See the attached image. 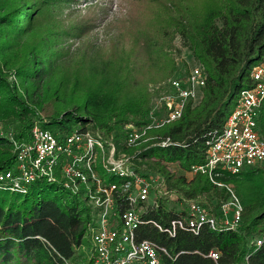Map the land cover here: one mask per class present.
<instances>
[{"label": "trees", "instance_id": "16d2710c", "mask_svg": "<svg viewBox=\"0 0 264 264\" xmlns=\"http://www.w3.org/2000/svg\"><path fill=\"white\" fill-rule=\"evenodd\" d=\"M65 1L70 0H0V172L13 167V141L29 140L35 123L58 137L72 123L90 126L112 135L119 151L134 155L138 174L163 179L169 193L140 211L146 222L137 230V240L166 248L163 264H264V242L252 244L264 237V168L221 177L243 206L235 230L204 226L197 235L178 229L172 237L155 225L166 228L183 212L177 204L185 200L199 201L220 218L226 189L207 175L189 177L187 171L205 162L206 142L220 133L240 92L255 84L252 69L264 60V0H129L127 24L121 23L129 48L100 61V69L75 75L63 70L59 62L66 61L60 55L49 53L52 46L45 38L38 44L34 40ZM172 30L191 59L204 67L203 97L189 101L177 121L151 130L149 136L156 139L127 146L126 126L144 124L149 110L116 91L133 75L159 82L174 73ZM257 124L264 139V100ZM162 139L171 144H157ZM52 187L37 182L25 195L0 191V264H63L62 257L92 263L90 226L97 213L82 196L60 186L51 193ZM172 192L177 200L169 198ZM212 250L220 254L217 261L208 256Z\"/></svg>", "mask_w": 264, "mask_h": 264}, {"label": "built area", "instance_id": "2783aa9c", "mask_svg": "<svg viewBox=\"0 0 264 264\" xmlns=\"http://www.w3.org/2000/svg\"><path fill=\"white\" fill-rule=\"evenodd\" d=\"M251 77L254 86L240 92L220 133L206 142L205 162L187 171L189 177L207 175L215 186L226 189L228 199L220 205V218L199 201H181L185 205L180 210L183 212L166 228L155 223L170 236L174 237L178 229L197 235L204 226L218 231L239 226L243 206L233 186L221 177L225 173L238 175L246 168H264V139L257 124L264 100V60L253 67ZM206 80L200 64L169 79L168 89L152 105L147 121L126 126L124 143L136 147L156 139L149 132L180 119L189 101L201 99ZM157 144L167 146L171 142L162 139ZM117 145L112 135L90 126L80 124V128L58 137L35 123L29 140L13 141L14 165L0 172V189L26 194L32 184L44 182L82 196L97 210L90 226L94 251L91 264H163L162 256L168 255L166 248L148 239L137 240V230L146 222L137 207L148 202L154 190L158 195L169 191L159 176L138 174L132 166L134 155L119 151ZM114 177L119 181L115 182ZM151 204H156V199ZM263 242L264 237L252 244L258 247ZM208 256L217 261L220 254L212 250ZM61 260L63 264H81L64 257Z\"/></svg>", "mask_w": 264, "mask_h": 264}, {"label": "rangeland", "instance_id": "374dc122", "mask_svg": "<svg viewBox=\"0 0 264 264\" xmlns=\"http://www.w3.org/2000/svg\"><path fill=\"white\" fill-rule=\"evenodd\" d=\"M130 5L129 0L65 1L56 7L55 12L57 13L54 14L56 19L53 18L49 25L40 27L36 36H34V40L38 44L41 42V38H45V44L52 46L49 53L60 55L62 60L66 61L59 62L61 67L63 70H70L73 75L100 69V61L110 58L116 51L129 44L127 29L123 28L121 23L127 24ZM26 18H22L21 21L24 23ZM77 25L78 27H76ZM169 33L173 36L169 51L176 64L174 73L169 78L159 82L140 80L137 75H133L127 81L125 87L116 91L123 98H130L142 103L147 111L151 109L152 105H156L158 96L168 89L166 87H168L169 79L184 72V69L199 65L191 59L174 30ZM93 56L98 58L92 60L91 57ZM78 68H80L79 72H77ZM71 82L72 79H69V89H71ZM48 111H43L42 115L45 116ZM71 126V129L80 128V124L77 123H72ZM170 167L173 170L175 169V165ZM113 179L115 182L119 181L118 177ZM56 186L53 185L50 189L51 193L59 192ZM0 191L7 192L9 190L0 189ZM17 194L25 195L22 193ZM158 194V190L151 192L148 202L144 203L143 207H139V211L145 210L152 201L157 199ZM169 196L171 200L177 199L175 194H169ZM90 207L92 206L90 205ZM184 207L185 205L179 201L177 209L181 210ZM93 211L97 213L94 208Z\"/></svg>", "mask_w": 264, "mask_h": 264}]
</instances>
